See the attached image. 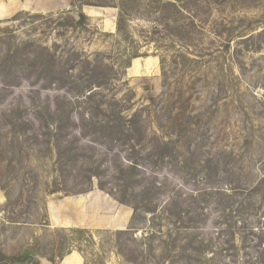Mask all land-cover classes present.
Wrapping results in <instances>:
<instances>
[{"label":"rangeland","instance_id":"1","mask_svg":"<svg viewBox=\"0 0 264 264\" xmlns=\"http://www.w3.org/2000/svg\"><path fill=\"white\" fill-rule=\"evenodd\" d=\"M71 3L0 0L2 49L34 40L58 45L59 54L71 47L109 54L106 61L119 71L117 98L134 92L132 108L164 112L171 131H186L178 152L193 153L190 168H155L168 185L165 199L206 187L203 175L193 173L204 161L218 170V183L227 189V195L210 196L197 207L205 219L197 235H183L176 248L170 246L166 264H264V0H128V39L116 29L119 10L78 9ZM68 11L83 13L85 26L58 28L56 17ZM21 12L41 17L12 21ZM8 26L11 30L1 34ZM131 52L142 57L124 76L121 64ZM38 89L29 80L5 89L0 82V264H42L40 258L50 264H122L100 245L107 231L130 227L134 210L97 185L82 194L52 193L56 155L44 145L41 127L26 123L35 121V109L56 92ZM147 89L156 98L151 106ZM105 92L113 94L110 88ZM154 122L149 118L151 133H157ZM95 152L99 159L111 153L101 146ZM233 181L240 189L227 186ZM196 204H189L191 213ZM162 225L175 228L166 221ZM190 242L189 252L179 258L178 250ZM155 246V253L137 264H157L162 244L157 240ZM61 253H67L63 259Z\"/></svg>","mask_w":264,"mask_h":264},{"label":"trees","instance_id":"2","mask_svg":"<svg viewBox=\"0 0 264 264\" xmlns=\"http://www.w3.org/2000/svg\"><path fill=\"white\" fill-rule=\"evenodd\" d=\"M127 2L72 0L70 6L119 10L116 29L118 34L128 39ZM23 16L31 19L41 17L21 12L12 21ZM87 20L83 13L72 11L55 19L56 26L64 29L81 28ZM10 30L8 26L1 34ZM260 35H264V31ZM1 38L0 35V82L4 89L18 87L22 80H29L40 88L39 91L56 92L54 97L46 96L43 107L35 109V121L26 123L30 129L35 128L36 124L41 127L44 145L56 155L57 177L52 193L82 194L97 185L120 204L134 210L130 227L123 231H107L106 239L101 241V249L113 250L122 259V264H137L155 253V242L158 240L162 250L155 258L158 259L157 264H166L172 257L170 246L176 248L183 235H197L198 226L205 220L197 207L210 196L216 199L227 195V189L218 183V170L213 169L207 161L198 162V170L193 173L203 175L206 187L189 194L175 192L166 200L168 185L159 180L160 175L156 170L166 165H174L180 172L190 168L193 153L186 157L178 152L186 131H171L170 122L164 121V112L146 114L149 107L132 108L134 92L118 99L115 88L119 71L106 61L109 54L98 52L89 55L73 47L59 54L58 45L47 47L34 40L14 43L2 49ZM141 57L137 52H131L121 64L122 75L126 76L131 62ZM162 73L165 75L163 63ZM108 88L113 91L111 96L105 92ZM146 92L145 98L151 106L156 98L148 89ZM149 118L155 120L157 133H151ZM13 125L19 126L17 122ZM189 126L187 124V128ZM38 139V135L34 137L40 144ZM80 141L85 142L86 146H80ZM98 146L108 147L111 153H105L104 159H99L95 152ZM115 148L121 149L122 153L115 151ZM110 154L112 157L108 158ZM108 159L110 162H107ZM227 186L232 191L240 189L234 185V181ZM191 201L197 203L192 213L188 209ZM162 221L171 223L175 228L169 230V227L162 225ZM65 243L66 239L61 240L60 248H65ZM186 244L178 250L179 258L184 259L192 242ZM201 245L205 247L204 242ZM66 254L61 253L59 258L63 259ZM260 255L264 256V250ZM3 258L0 255V263Z\"/></svg>","mask_w":264,"mask_h":264},{"label":"water","instance_id":"3","mask_svg":"<svg viewBox=\"0 0 264 264\" xmlns=\"http://www.w3.org/2000/svg\"><path fill=\"white\" fill-rule=\"evenodd\" d=\"M55 197H61V194H57V195H55ZM40 261L42 262V264H50L48 261H46L45 259H41L40 258Z\"/></svg>","mask_w":264,"mask_h":264}]
</instances>
